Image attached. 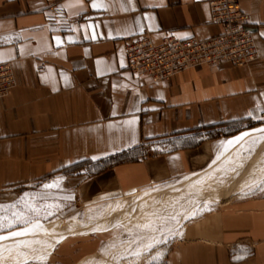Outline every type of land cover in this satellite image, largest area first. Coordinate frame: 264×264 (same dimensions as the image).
Here are the masks:
<instances>
[{"label":"crops","instance_id":"obj_1","mask_svg":"<svg viewBox=\"0 0 264 264\" xmlns=\"http://www.w3.org/2000/svg\"><path fill=\"white\" fill-rule=\"evenodd\" d=\"M211 1L0 0V62L17 80L0 100V202L45 180H77L83 209L58 221L80 223L111 201L230 166L239 149L221 142L264 128V0H239L259 54L250 65H202L149 84L128 71L125 48L144 34L155 45L222 34ZM263 146L254 145L258 162L239 155L247 166L233 190L264 178ZM251 191L189 223L151 264H264V185ZM86 233L65 232L38 259L51 260L27 263L79 264L87 253L74 246Z\"/></svg>","mask_w":264,"mask_h":264},{"label":"rangeland","instance_id":"obj_2","mask_svg":"<svg viewBox=\"0 0 264 264\" xmlns=\"http://www.w3.org/2000/svg\"><path fill=\"white\" fill-rule=\"evenodd\" d=\"M138 37H141V36H138ZM133 38H136V37H133ZM252 135H255V133H253ZM248 138L249 137H246L244 141L248 140ZM243 144L244 145L241 148H238L239 150H237L236 152L237 155L234 157L235 159L233 160V162H231L232 166L230 165L228 167L223 168L222 166H220L221 164L220 163L219 167H217V170H216L218 172L213 170L215 171L213 173V171L211 170L210 172L203 171V172H199V173L186 176L187 179L192 178V180L194 177V180L191 183V185L178 187L177 189H174L173 191L168 190V188L174 184L181 182L183 179H185V177L182 179L171 180L155 188L145 190V191L150 190L151 196L150 195L147 196V198L149 197L148 199L150 200L146 199L144 204L140 206V207H143L142 210H138L137 208H135L136 211L132 210L131 214H129V211L132 209V206H133L132 201L135 198L132 196L126 199L125 198L119 199L123 201L124 204L120 205L117 208L116 211L118 212V215L120 216L121 215L120 213L122 211L123 213L121 216H126L128 214L131 216L133 215L134 217L132 216L133 218L130 217L129 219L127 217L129 221L127 219L121 221L122 224H119V226H116L111 231H106V233H100L96 231V232H91L90 234H87V233L82 234L84 237V240L81 241L80 244L75 245L74 248L79 247V246L84 247V250H86V253H87L85 254V256L93 257L92 264H101L102 262L104 264H150V261L151 263H153V262L164 260L169 248L172 245H174L176 241L180 239L184 229L189 223H191L194 220H197L199 217L205 215L208 212L221 209L223 203L228 201L230 198L251 196L256 193H259L258 191H249L248 189H245L246 187L245 188L242 187L241 189H238V190H233L234 188L233 184L237 182V179L240 177V175H238L239 170H240L239 166L242 168L244 166H247L246 163L240 164V162L238 161L239 155L241 153H244L243 155L252 157V159L256 160L257 162L263 159L262 153L260 155L259 153L257 154L255 152L254 150L255 144H246L244 142ZM246 152L247 153L250 152V153L246 154ZM202 174H205V175L203 176ZM85 177L90 178V175L88 174ZM54 181H59V185H60L59 188H55L51 190H46L42 188L43 184L51 183ZM197 181H200V182L197 183ZM69 182H72V184L69 185ZM76 183H78L77 180L72 181V180H67L66 178H61V179H56V180L52 179V180H45L43 182H40L34 185L25 186L16 192H12V195H10L6 200H2L0 202V204H4V205L14 203V202L16 203V208L0 209V216L6 217V219L3 221V227L0 228V235H6L8 234L9 231H17L23 227H27V225H23L18 222L11 226L8 225V220L13 218L12 213L14 211H25L23 207V203L19 202V198L22 196L23 193H42V192L47 191L49 193L50 199L55 200L61 205L59 209L53 210L55 213L54 215L47 216V218L44 217V213L42 212L40 216V222L42 224L59 223L61 222V221H58L59 218H62L69 214L80 212L83 209V206H82L80 193L77 189L78 184ZM63 184H66L67 186H64ZM158 189H160V191ZM162 189H164L163 192L165 194H163V192L161 191ZM65 197H68V198L65 199ZM114 202L115 201H111V203L109 202L102 209V211L99 212L101 214L97 213L95 215H92L88 218L87 221L82 222V223L84 224L86 223V225L88 224L87 227L91 228L97 222H100L102 220H103L102 223H105L107 221L110 222L111 219L113 218L111 219L108 218L107 220L103 215V210L107 206H111L112 203ZM135 207H139V204H137ZM144 209L146 210L144 211ZM134 212L136 215L134 214ZM193 212L195 213L194 215H192ZM165 216L167 217L177 216L178 222L169 220L167 223H164L160 218L165 217ZM149 222H151L154 225V227H157V228H159L163 223L164 227L167 229H170V231L153 232L151 229L145 230L142 227H137V226H142ZM91 235H97V236H94V238L96 237L94 240L89 241L91 239ZM137 236L141 238L140 241L136 240ZM154 236L160 238V243L155 244L153 248H151L150 250L146 252L141 251V254L139 256L132 255V253L137 250L138 244L140 243L146 244L149 242V238L154 237ZM65 237L66 236L59 237L60 240L58 241L61 242L63 238ZM96 250L99 252L94 254V256H89V255H92V253ZM158 254H162V255H158ZM81 257H84V256H81ZM74 259L75 261H78L80 259L79 255H76ZM47 260H51V258H47ZM47 260L46 261L33 260L32 262L34 263L35 262H47ZM79 261H82V260H79ZM32 262H29V263H32ZM76 264H78V262Z\"/></svg>","mask_w":264,"mask_h":264},{"label":"built area","instance_id":"obj_3","mask_svg":"<svg viewBox=\"0 0 264 264\" xmlns=\"http://www.w3.org/2000/svg\"><path fill=\"white\" fill-rule=\"evenodd\" d=\"M210 8L212 22L222 25V34L204 40H180L169 34L160 45L153 44L147 34L129 38L125 42L128 71L155 84L202 65L246 66L257 61L255 33L248 25V16L241 11L239 0H212ZM16 84L12 62H0V100Z\"/></svg>","mask_w":264,"mask_h":264},{"label":"bare ground","instance_id":"obj_4","mask_svg":"<svg viewBox=\"0 0 264 264\" xmlns=\"http://www.w3.org/2000/svg\"><path fill=\"white\" fill-rule=\"evenodd\" d=\"M11 92V91H10ZM10 94V93H9ZM8 94V95H9ZM7 95V96H8ZM6 96V97H7ZM5 97V98H6ZM253 134V133H252ZM246 138V137H245ZM249 139V138H248ZM241 142L235 143L231 146H229L227 148V150L229 149L230 152L234 149L240 148L239 146L241 145ZM244 145V144H243ZM222 149V148H221ZM224 149V147H223ZM222 151V150H221ZM225 151V150H224ZM223 151V152H224ZM237 152V151H236ZM263 154V153H262ZM237 154H235L236 156ZM241 155V154H240ZM234 156V155H233ZM225 157V156H224ZM223 158V157H222ZM233 158V157H232ZM231 159V158H230ZM215 161V160H214ZM231 164V163H230ZM233 164V163H232ZM214 165V164H213ZM212 165V166H213ZM222 164H220L221 166ZM225 165V164H224ZM211 166V165H210ZM211 166V167H212ZM219 166V165H218ZM232 166V165H231ZM209 170V169H208ZM205 170V171H208ZM217 170V169H216ZM233 170V169H231ZM210 171V170H209ZM208 171V172H209ZM221 171V169H220ZM218 172V171H216ZM236 172V171H235ZM214 173V172H213ZM221 173V172H220ZM227 173V172H226ZM225 173V174H226ZM237 173V172H236ZM207 174V173H206ZM201 175V173H200ZM203 176L205 174H202ZM224 175V174H223ZM229 175V174H228ZM199 176V175H198ZM202 177V176H201ZM231 177V176H230ZM225 178V177H224ZM223 178V179H224ZM196 179V178H195ZM213 179V178H212ZM194 180V177H193ZM192 178L189 179H183L181 182L174 184L172 186H170L168 188V190L173 191L174 189H177L178 187H182V186H188L191 185V183L193 182ZM236 180V179H235ZM217 181V180H216ZM222 183V182H220ZM210 188V187H209ZM166 189V188H165ZM190 189V188H189ZM160 191V189H158ZM235 190V189H234ZM162 192L164 191V189L161 190ZM161 192V193H162ZM163 194H165L163 192ZM150 195V190L149 191H144L141 192L135 196H133L135 199L132 201V209L129 211V214H131L132 210L136 211L135 208H137L138 210H142L143 207H140L141 205L144 204V202L146 201L147 196ZM154 195V194H152ZM156 195V194H155ZM151 196V195H150ZM169 196V195H167ZM132 197V196H130ZM126 199V198H125ZM167 199V198H166ZM150 200V199H148ZM127 201V200H126ZM164 201V200H163ZM111 203V202H110ZM149 203V202H148ZM154 203V202H153ZM124 204L123 201L121 200H115L114 203H112L111 206H107L104 210H103V215L104 217L108 220V218H113L111 219L110 222H105L102 223V221L97 222L93 227L88 228L86 223H68V222H59V223H49V224H41L40 228L35 229L33 232L28 233L24 236H17V237H8L5 240H0V264H25L29 261H33V260H38L41 257H43L46 252L49 253L53 247V244L56 240H59V237H62L61 235L64 234L65 232L69 233V232H77V233H82V232H95V231H100V232H106L109 231L110 228H112L113 226L122 224L121 221L126 220L127 217L128 219L130 217H132L131 215H126V216H121L122 215V211H121V215H118V212L116 211L117 208ZM130 204V203H129ZM137 204H139V207H135ZM150 204V203H149ZM127 205V204H126ZM129 206V205H128ZM127 206V207H128ZM159 206V205H158ZM161 206V205H160ZM150 207V205H149ZM156 207V206H155ZM122 208V207H121ZM131 208V207H130ZM150 209V208H149ZM158 209V208H157ZM123 210V209H122ZM146 209H144L145 211ZM160 210V209H159ZM158 210V211H159ZM124 211V210H123ZM127 211V210H126ZM125 211V212H126ZM141 212V211H140ZM178 213V212H177ZM101 214V213H99ZM98 214V215H99ZM135 214V212H134ZM139 214V213H138ZM102 215V216H103ZM125 215V214H124ZM136 215V214H135ZM141 216V214H140ZM143 216V215H142ZM134 217V216H133ZM132 217V218H133ZM157 217V216H156ZM155 217V218H156ZM95 219V218H94ZM100 219V218H99ZM127 219V220H128ZM91 220V219H90ZM101 220V219H100ZM105 220V219H104ZM129 221V220H128ZM163 224V223H162ZM74 225V226H72ZM136 228V227H135ZM19 231V230H17ZM141 231V230H140ZM143 232V231H142ZM134 233V232H133ZM138 233V232H136ZM141 233V232H140ZM3 236H7L3 235ZM20 241H29L30 243L27 244H21L19 243ZM119 246V245H118ZM101 251V250H100ZM105 252V251H104ZM130 252V251H129ZM99 255V254H98ZM94 256V255H92ZM88 257V256H87ZM93 257H88L84 260H82L79 264H92L93 263ZM101 264H104L103 262Z\"/></svg>","mask_w":264,"mask_h":264},{"label":"snow or ice","instance_id":"obj_5","mask_svg":"<svg viewBox=\"0 0 264 264\" xmlns=\"http://www.w3.org/2000/svg\"><path fill=\"white\" fill-rule=\"evenodd\" d=\"M93 8H96L97 5L95 2L92 4ZM264 35V34H262ZM57 42V44L60 43V38L55 37L54 38ZM71 40V37L69 38ZM128 123H134V121H128ZM251 133H255L256 135H252L249 132H241L239 135L233 137L232 139L226 141V142H221L222 146L224 147L225 151L227 148L235 143L241 142L244 137H249L248 140L244 141L246 144H255L259 140H264V128L260 129H252ZM243 146V145H242ZM221 154L218 153L217 159H219V156ZM215 163V161H213ZM187 177H185L186 179ZM200 181H197L199 183ZM260 185H264V178H261L259 181H253L252 184L245 185V187L251 191L253 188L258 187ZM59 181H54L51 183H45L42 185L43 189L46 190H51L55 188H59ZM68 197H65L67 199ZM19 202L23 203V207L25 211H14L12 213V219L8 220V225L11 226L15 223H20L23 225H27V227L21 228L19 231H9L7 236L0 235V240H5L8 237H17V236H24L28 233L33 232L35 229L40 228V216L41 213H44V217L47 218V216L54 215V209H59L61 205L56 202L55 200L50 199L49 193L42 192V193H23L22 196L19 198ZM4 208H16V203H10L7 205L0 204V209ZM195 213L193 212L192 215ZM187 218V217H186ZM6 219V217L0 216V228L3 227V221ZM164 223H167L169 220L171 221H177L178 218L177 216H171V217H161L160 218ZM137 227H142L145 230L151 229L153 232H165V231H170V229H167L164 227L162 224L159 228L154 227V225L149 222L146 223L142 226H137ZM137 241H140V237H136ZM19 243L21 244H27L30 243L29 241H20ZM160 243V238L159 237H151L149 238V242L146 244L140 243L137 246V250L132 253L134 256H139L141 254V251H148L151 248L154 247L155 244ZM162 255V254H158ZM40 259H43L42 257ZM155 259V258H154ZM151 264V261H150Z\"/></svg>","mask_w":264,"mask_h":264}]
</instances>
